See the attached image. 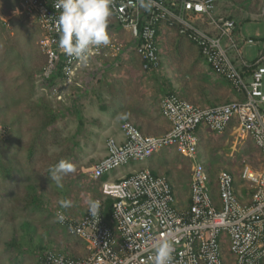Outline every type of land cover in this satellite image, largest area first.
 Here are the masks:
<instances>
[{
  "label": "built area",
  "instance_id": "obj_1",
  "mask_svg": "<svg viewBox=\"0 0 264 264\" xmlns=\"http://www.w3.org/2000/svg\"><path fill=\"white\" fill-rule=\"evenodd\" d=\"M4 1L13 3L10 14L23 13L39 27L38 45L46 59L41 78L55 76L53 93L62 100L61 89L83 64L59 45L58 0ZM219 2L111 0L109 24L113 21L129 31L144 70L158 66V33L166 27L190 41L236 97L200 105L168 92L161 97L160 113L169 128L159 135L144 134L131 121H122V138L107 137L103 156L87 171L99 180V195L94 198L101 205L98 216L89 214L88 205L78 218L60 208L54 213L58 225L83 244L86 254L47 248L40 264H154V246L163 239L173 246L171 264H225L226 238L234 264H264V37L255 44L254 38L238 35L236 21L219 10ZM10 18L0 7V25L8 27ZM110 38L109 45L91 50L89 61L119 54L120 45ZM247 45L258 47L250 59L245 57ZM201 129L214 134L229 131L234 141L251 139L259 159L257 168L245 163L239 169L246 194L237 189L229 169L210 174L198 158ZM165 148L189 161L184 201L178 199L168 176L147 168L100 180L119 166L145 162Z\"/></svg>",
  "mask_w": 264,
  "mask_h": 264
},
{
  "label": "rangeland",
  "instance_id": "obj_2",
  "mask_svg": "<svg viewBox=\"0 0 264 264\" xmlns=\"http://www.w3.org/2000/svg\"><path fill=\"white\" fill-rule=\"evenodd\" d=\"M236 4H243L246 15L243 20L238 18L242 33L254 38L255 44L261 43L264 0H242ZM12 5L0 0L3 14L11 16L8 27L0 25V264H40L41 254L47 248L82 255L83 245L58 225L54 213L60 208L77 217L82 215L89 199L99 195V180L92 179L87 171L104 147L106 134L98 125L95 112L106 102L98 92L95 76H92L94 82L89 93L92 97L88 96L85 116L82 108L78 110L72 104L68 88L71 82L61 89L62 100L55 99L53 85L57 79L54 75L41 78L46 65L38 45L41 31L23 13L10 14L8 9ZM111 22L110 36L119 45H126L130 36ZM171 32L159 30L160 61L152 74L156 84L164 89L162 94L176 92L187 98L193 92L200 100L194 99L197 104L224 102L225 95L214 91L228 87V83L216 76L201 57H196L199 54L190 41ZM257 49L255 45H247L245 57L252 58ZM129 55L132 59L136 57L132 51ZM135 61L144 70L138 59ZM95 62L98 60L90 59L87 64ZM99 69L90 71L94 74ZM199 137L197 156L210 174L215 175L221 168L229 169L237 189L246 194L239 169L245 163L257 168L259 159L251 139L242 137L234 141L231 132L214 134L207 130ZM165 152L171 159L164 160ZM152 157L170 178L178 199L184 201L188 193L189 161L173 148L162 149ZM60 161L74 168L62 176V187L50 178L51 169ZM132 168L159 171L150 159L129 162L115 170L127 173ZM62 201L68 202V206L62 207ZM228 249L226 238L222 243L223 259L225 264H234Z\"/></svg>",
  "mask_w": 264,
  "mask_h": 264
},
{
  "label": "crops",
  "instance_id": "obj_3",
  "mask_svg": "<svg viewBox=\"0 0 264 264\" xmlns=\"http://www.w3.org/2000/svg\"><path fill=\"white\" fill-rule=\"evenodd\" d=\"M236 1L239 3L242 2V0H220L218 7L223 14L232 17L236 21L237 34L240 36H246L244 33H242V26L238 25V18L243 20L246 17L243 12V4L238 5L236 4ZM253 4L254 1L251 2L250 5L253 6ZM118 27L125 31L128 36H130V41H127L128 43L126 42V45L124 46L123 44H120L121 52H119L117 56L109 58H97L96 60H98V63L95 62L84 65L83 67H79L77 73L68 86L71 93L70 98H72V104H74L78 110L79 108H82V114L85 116L84 113L87 111L86 107L88 105V96L89 98L92 97L91 94H89L92 91L90 84H93L94 82L92 76H95V80L99 85L98 92L101 94V98L106 102V104L100 105L101 110L100 108L97 111L95 110V113L98 116V125L101 127L104 134H106L104 135V141L109 136H114L117 139L122 138L118 127L124 120H129L134 123L144 134H162L169 128L168 121L162 117L160 113V100L163 96L162 93L164 92V89L156 84L154 77L152 76V74L155 73V70H141L138 67L137 61H135V59H138L140 66L141 62L134 49V43L132 42L134 39L131 37L127 29L121 26ZM161 29H164V32L167 34L172 33V30L166 27H162ZM110 34L111 33H109V35ZM262 36L264 37V34ZM159 41L160 38L158 33V46ZM130 51L136 54V57H133V59L129 55ZM196 57L200 59L199 55ZM121 64L124 66L121 67V69L116 70V68ZM100 67L101 69H99ZM93 68H98L100 72L92 74L90 70ZM202 68L204 69V72H206L204 65H202ZM217 90L218 91H214L215 94L225 95L224 102L232 100L236 97V94L231 89L229 84L228 87H223L222 89ZM186 99H192L190 101L193 103L195 100L200 102L197 94L193 92L188 93V97ZM200 105L208 104H203L201 102ZM204 130L205 129H201L200 133ZM200 133H197L198 138H200ZM102 148L103 149L100 151V155H97V158L103 156L104 147ZM166 153L168 152L163 154L164 160L171 159L168 155H166ZM150 162L153 163L154 167L159 168L160 165H157V163L153 161V157L150 158ZM149 170L155 172L152 169ZM119 172L120 171L114 170V172L110 173L109 176L102 177L101 180L106 178H116L119 174H122ZM158 172L162 173V170L159 168ZM80 216L81 214L77 215V217L74 216V218H78ZM69 253L72 254L71 252ZM85 254L86 250L84 248L82 249V255Z\"/></svg>",
  "mask_w": 264,
  "mask_h": 264
},
{
  "label": "clouds",
  "instance_id": "obj_4",
  "mask_svg": "<svg viewBox=\"0 0 264 264\" xmlns=\"http://www.w3.org/2000/svg\"><path fill=\"white\" fill-rule=\"evenodd\" d=\"M57 7L60 9V47L66 55L87 65L92 49L107 46L111 42L108 32L112 16L111 0H58ZM72 171L74 168L70 163L60 161L51 169L50 178L62 187V176ZM61 206L67 207L68 202L62 201ZM100 207L98 200L89 199L88 212L91 216H98ZM58 218L63 221L64 216ZM154 252V264H171L173 246L168 240L157 242Z\"/></svg>",
  "mask_w": 264,
  "mask_h": 264
},
{
  "label": "bare ground",
  "instance_id": "obj_5",
  "mask_svg": "<svg viewBox=\"0 0 264 264\" xmlns=\"http://www.w3.org/2000/svg\"><path fill=\"white\" fill-rule=\"evenodd\" d=\"M159 65V64H158ZM158 67V66H157ZM157 67H155V68H157ZM155 68H152V69H155ZM149 70V69H148ZM151 70V69H150ZM141 131V130H140ZM166 175V174H165ZM104 177V176H103ZM102 178V177H101ZM170 179V178H169Z\"/></svg>",
  "mask_w": 264,
  "mask_h": 264
}]
</instances>
